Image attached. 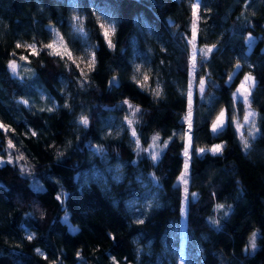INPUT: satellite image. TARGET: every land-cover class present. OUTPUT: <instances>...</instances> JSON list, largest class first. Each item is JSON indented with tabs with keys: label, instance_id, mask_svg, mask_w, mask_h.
<instances>
[{
	"label": "trees",
	"instance_id": "obj_1",
	"mask_svg": "<svg viewBox=\"0 0 264 264\" xmlns=\"http://www.w3.org/2000/svg\"><path fill=\"white\" fill-rule=\"evenodd\" d=\"M196 2L0 0V122L8 128H0V264H114L113 257L118 264H178V255L188 264H264V0H203L192 40L190 4ZM75 13L83 18L82 35L72 28ZM100 18L113 24L114 47ZM49 43L55 48L47 49ZM65 45L74 58L94 52V68L81 76L67 56L51 54ZM213 45L202 58L199 50ZM138 55L157 80L154 92L130 77ZM11 60L20 65L17 75ZM247 73L255 82L249 96L255 137L246 124L245 149L232 121H241L248 108L233 98ZM113 74L119 87L108 85ZM201 79L204 92L191 97L182 228L184 117L188 89ZM124 100L140 109L133 124L139 145L126 134L105 136L111 116L124 115ZM223 109L229 123L216 135L210 125ZM81 116L89 120L86 129L77 123ZM214 144L224 145L222 155L196 154ZM99 146L120 166L114 177L90 174ZM149 149L159 153L157 160ZM94 162L102 171L100 160Z\"/></svg>",
	"mask_w": 264,
	"mask_h": 264
},
{
	"label": "snow or ice",
	"instance_id": "obj_2",
	"mask_svg": "<svg viewBox=\"0 0 264 264\" xmlns=\"http://www.w3.org/2000/svg\"><path fill=\"white\" fill-rule=\"evenodd\" d=\"M203 2V0H197L196 3H193L192 4V9H193V16L196 17V19H199L198 15H197V10L198 8L200 7V4ZM77 20H79V17H76ZM100 28L104 29V32H103V35L105 37H109L107 39V44L109 47H114V45L112 44V41L110 39V34L111 33H114L115 29L113 28L111 30V33L109 31V29L105 28V25L104 24H100ZM79 31V29H78ZM197 39V32H196V24L195 22L193 23V27H192V40H195ZM251 39V37H250ZM187 43H191V41H187ZM17 48H20L22 47L21 44L17 43L16 45ZM28 48L32 49V54L33 55H38L39 53L37 52L36 48L33 46V45H27ZM45 47L47 49H54L55 48V43H49L47 45H45ZM213 48H215V45H213L212 47H207L205 46V48H202L200 49V54L202 56V58L206 59L207 58V54L208 53H211L213 51ZM51 54L53 55H56V56H60L62 59L67 56L68 59H73L72 58V52L70 49L67 48V46L65 45V48H64V51L63 52H60V51H54L52 52ZM13 55H15V53H13ZM21 60H27V57H21L20 58ZM192 59L193 61L195 62L196 60V51L194 50L193 53H192ZM73 63H75V60L73 59ZM94 65H95V53L93 52L91 54V58L90 60L88 61V67L90 69L94 68ZM77 68L79 69L80 68V65L77 64L76 65ZM10 71L14 74V75H17L18 72V68L20 67V65L17 64V61L16 60H11L9 62V65H8ZM193 67H195V63L193 64ZM239 67V65L237 66ZM137 71H139V68L137 67L136 69ZM81 71V76H84L85 73L83 71V69H80ZM133 81L137 83L138 86H140L141 88H143L144 86V82L148 81L149 77L147 74L144 75L143 77V81H137L136 80V77L133 76L132 77ZM229 82H231L233 80V77L232 76H229ZM205 84H206V81L201 79L199 81V91L201 93L204 92V87H205ZM246 84H250L251 87H254L255 86V82H254V78H252L251 76H245L244 77V81L239 85V88L237 89V92L236 93H233V96L234 98H240V101L242 104L244 105H247L248 108L245 110V115L243 116V121H244V124H249L250 125V128H249V134L251 136H253V138L255 137V133H253L251 131V128H254L255 127V124H254V116H255V113L253 111L250 110V101H249V96H250V88L249 87H246ZM109 86L112 87V86H118V81L116 80L115 77H113L112 80L109 81ZM157 96H159V91H156L155 93ZM191 95L192 93L189 92L188 93V112H187V115L184 117V120L187 122V129L185 130V132L183 133V136L186 137V140H185V147L182 151V157L184 158V164H183V170L181 172V175L179 177V182L182 183L183 185H185V188H184V192H185V203L188 202V189L186 187V185L188 184V177H189V168H190V163H191V149H192V143H193V133L191 131L192 129V100H191ZM23 104L27 105L28 104V101L27 100H24V101H21ZM122 104L124 105H127V108L129 110H132V115L135 116V114L137 112L140 111V109L138 107H134L128 100H124L122 102ZM65 107H67V105H65ZM49 111H51V109H49ZM236 113V109L234 108L233 109V115H235ZM126 121H127V124L128 125H132L133 121L131 119H128L127 116L125 117ZM79 125L83 126L85 129L89 126V120L86 116H81L77 122ZM228 123H229V116H228V111L227 109H223L221 111H219L218 115L215 116V119L211 122V125H210V131L213 133V134H220L223 129L228 126ZM232 123L235 125L238 133H239V138L243 144V147L245 149H247L249 147V143H248V140L245 139L244 137V133L242 131V129L244 128V124L240 123L238 120H233ZM0 128L4 129L5 132L8 131V128L7 126H5L2 122H0ZM257 131H259L257 129ZM32 135L35 136L36 133L35 132H32ZM173 135H176L175 133ZM131 137L135 140L136 144L139 145V140H138V134H137V131L135 128H132L131 129ZM154 140L158 139V137H154L153 138ZM7 145H8V149H12L15 147V145L12 143V140L9 139L8 142H7ZM165 147H167V143H165ZM223 149H224V145L223 144H216V145H213L210 149H206V148H203V147H200L198 149H196V154L199 156V155H203L205 154L206 152H210L212 155H222L223 154ZM139 151V149H137ZM95 151L96 152H99V153H102L103 152V149L100 148V147H96L95 148ZM158 156H159V153H153V152H149V158L153 161L157 160L158 159ZM18 160H24L25 158L20 155L17 157ZM5 161L0 158V163H4ZM13 161H12V158H11V153H9V159L7 160V163L11 164ZM192 197L194 198L196 196L195 193H192L191 194ZM57 199L59 200L60 197L58 196ZM225 206L223 204H218L217 205V209H223ZM138 223H143V219H139L137 221ZM213 223H218V222H213ZM29 240L33 239V235H28L27 237ZM114 239V237H113ZM250 247L253 251H255L256 249V233H253L251 238H250ZM246 251L248 250L247 248L245 249ZM38 253H40V250L37 249L36 250ZM41 255H43V253H40ZM46 258V257H45ZM113 262L114 264H118L117 261H115V258L113 257Z\"/></svg>",
	"mask_w": 264,
	"mask_h": 264
},
{
	"label": "rangeland",
	"instance_id": "obj_3",
	"mask_svg": "<svg viewBox=\"0 0 264 264\" xmlns=\"http://www.w3.org/2000/svg\"><path fill=\"white\" fill-rule=\"evenodd\" d=\"M192 4L193 3L190 4V10H191L192 15H193ZM197 15H198L199 19H196V17L193 16L194 22L196 24V28L198 27V24H199V21H200V15H199L198 10H197ZM76 17H79V20H77ZM100 24H104L105 28L109 29V31L111 33V30L113 29V24H112V22L110 20H108L106 18H100L99 21H98L99 28H100ZM83 27H84L83 26V18L80 15H78L77 13H75L74 16H73V19H72V28H73V30L76 33H79L80 35H82ZM78 29H79V31H78ZM100 30H101V33L103 35L104 29L100 28ZM103 37H104V39H105V41L107 43V39L109 37H105L104 35H103ZM112 38H113V33L110 34L111 41H112ZM112 43H113V41H112ZM91 54H92V51L90 49H88V51L84 52L82 56H79L77 58L72 57L75 60V63H73V64H75V66L77 64L80 65V68H79L80 74H81L80 69H83L84 72H87V69L89 68L87 65H88V61L91 58ZM73 59H71L72 62H73ZM137 67L139 68V71L136 70ZM145 74L148 75L149 79H148V81L144 82L143 88H146L147 90H151V91L154 92L155 89L158 88L157 80L156 79H152L150 77L148 65H146V63L141 60V56L139 57V55H138L134 59V63H133V66H132V71H131L130 77L132 79V77L135 76L137 81H143V77H144ZM245 76H251L253 78V76L251 74H248V73L245 74L243 76L242 80L239 82V84L235 88L233 93L237 92V89L239 88V85L244 81V77ZM246 87H249L250 91H251L252 87L250 86V84H246ZM194 90L197 93H200V91H199V82H196L194 84V88L192 86H190V88L188 89V93L189 92L192 93L191 97L193 96ZM233 98H234V96H233ZM234 101L241 102L240 98H234ZM132 105L134 107H138V106H136L134 104H132ZM125 107L126 108L124 110V115H122L121 117L116 119L113 116H111V119H113V120H111L112 124H111V126L108 128V130L105 133L106 137H108V138H116V137H120V136H123L124 134H126V135H128L129 138H132L131 137V129L133 128V124L136 121L138 112L135 114V116H133L132 115V110H129L127 108V105H125ZM244 115H245V113H244ZM126 116H127L128 119H131L133 121L132 125H128L127 124V121L125 119ZM239 122L244 124L243 118ZM245 125L246 124H244V126ZM242 131H243V129H242ZM185 140H186V137H184V145H185ZM214 145H216V144H214ZM212 146L204 147V148L210 149ZM99 147L102 148L101 146H99ZM95 148L93 149V152L91 153V156H90L91 163H92V171L90 173L91 176L92 177H96V175L99 173V175L101 177H103V178H106L107 175H110V176L114 177L116 175V173L119 171V169H120L119 167L120 166L118 164H116V165L113 164V163L110 164L111 156L109 155L108 151L105 148H102L103 149L102 153L96 152ZM148 151L150 152L151 149H149ZM97 158L100 160V163L102 164V167H103L102 171L100 169H97L96 167H94V166L100 167V165H98L97 163L94 162V160L97 159ZM182 170H183V168H182ZM180 175H181V173H180ZM181 186H182L183 189L185 188V185H183L182 183H181ZM131 205L135 206L136 203L133 202ZM137 210H139V208H137ZM180 212H181V216H183L182 217V228H184L185 227L184 217H185V212H186V204H185L184 200L181 203ZM177 258H178V264H188L181 255L180 256L178 255Z\"/></svg>",
	"mask_w": 264,
	"mask_h": 264
},
{
	"label": "water",
	"instance_id": "obj_4",
	"mask_svg": "<svg viewBox=\"0 0 264 264\" xmlns=\"http://www.w3.org/2000/svg\"><path fill=\"white\" fill-rule=\"evenodd\" d=\"M113 77H115L116 80L118 81V86H114V87H119V86H120V78H119V76H118L117 74H113V75H111V76L109 77V79H108V85H109V81L112 80ZM208 84H209L211 87H213V88H216V89L218 88L217 84H216L214 81H212L211 79L208 80Z\"/></svg>",
	"mask_w": 264,
	"mask_h": 264
}]
</instances>
